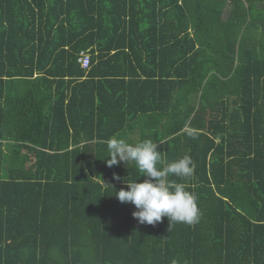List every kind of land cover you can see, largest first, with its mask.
Returning a JSON list of instances; mask_svg holds the SVG:
<instances>
[{"label":"trees","instance_id":"obj_1","mask_svg":"<svg viewBox=\"0 0 264 264\" xmlns=\"http://www.w3.org/2000/svg\"><path fill=\"white\" fill-rule=\"evenodd\" d=\"M111 138L190 156L199 221L139 223ZM173 260L264 264V0H0V264Z\"/></svg>","mask_w":264,"mask_h":264},{"label":"clouds","instance_id":"obj_2","mask_svg":"<svg viewBox=\"0 0 264 264\" xmlns=\"http://www.w3.org/2000/svg\"><path fill=\"white\" fill-rule=\"evenodd\" d=\"M110 152L107 161L111 167L120 162H135L137 169L143 176L148 177L143 182L136 180L125 183L127 190L115 192L121 203H131L136 211L133 217L139 223L154 225L167 217L169 231L176 223L194 225L199 221L200 212L194 193L186 190L183 183H176L168 179L169 175L188 178L194 174L195 165L190 156H183L176 161L164 165L157 143L146 139L130 144L122 139L111 138L107 142ZM118 178V177H117ZM172 264H177L173 260Z\"/></svg>","mask_w":264,"mask_h":264},{"label":"crops","instance_id":"obj_3","mask_svg":"<svg viewBox=\"0 0 264 264\" xmlns=\"http://www.w3.org/2000/svg\"><path fill=\"white\" fill-rule=\"evenodd\" d=\"M115 90V89H114ZM123 90V89H122ZM120 90H118L117 92H119ZM103 92H105V91H103ZM107 92H111L110 90L109 91H107ZM115 92V91H114ZM124 92H127V91H124ZM143 92V91H142ZM111 101H114L113 99L111 100ZM107 102H108V100H107ZM125 104H127L128 106H132L133 108H136V107H138V108H141L142 107V109H145L146 107H148V106H153V105H159V104H162V103H158V97L156 96V97H154L153 99H148V100H146V98H145V96H143V95H139V96H133L131 99H126L125 100ZM123 107L125 106V105H122ZM122 107V108H123ZM113 117H115V118H117V119H119L118 118V116H113ZM128 118H132L133 117V123H135V124H137V125H142L143 124V122H141L140 120H139V116H137V115H129V116H127ZM127 120V119H126ZM118 123V122H117ZM127 137H125L124 139H126V140H130V141H136V139H138L139 138V133L136 131V132H132V133H129L128 135H126Z\"/></svg>","mask_w":264,"mask_h":264},{"label":"built area","instance_id":"obj_4","mask_svg":"<svg viewBox=\"0 0 264 264\" xmlns=\"http://www.w3.org/2000/svg\"><path fill=\"white\" fill-rule=\"evenodd\" d=\"M80 62L82 63L83 67L89 68L91 65V55L88 52H82V57L80 58Z\"/></svg>","mask_w":264,"mask_h":264}]
</instances>
